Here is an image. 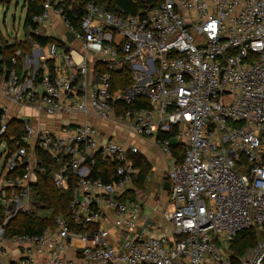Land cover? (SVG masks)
Segmentation results:
<instances>
[{"label": "built area", "instance_id": "2783aa9c", "mask_svg": "<svg viewBox=\"0 0 264 264\" xmlns=\"http://www.w3.org/2000/svg\"><path fill=\"white\" fill-rule=\"evenodd\" d=\"M61 1L27 24L50 42L0 64V245L5 220L34 209L39 173L70 202L42 232L9 236L21 257L0 261L264 264V0H130L135 13L88 2L77 24ZM119 130L171 159L162 224L131 194L139 149ZM99 161L114 164L108 179ZM250 228L256 243L233 256Z\"/></svg>", "mask_w": 264, "mask_h": 264}, {"label": "trees", "instance_id": "16d2710c", "mask_svg": "<svg viewBox=\"0 0 264 264\" xmlns=\"http://www.w3.org/2000/svg\"><path fill=\"white\" fill-rule=\"evenodd\" d=\"M45 1L46 0H25L26 17L24 26L26 31L27 24L31 17L35 13L41 11ZM88 2H94L105 9L113 11L127 9V12L135 13L137 10L130 0H63L59 5L62 6L63 9H72L69 12V16L73 19V22L77 24L80 16L84 13V9ZM31 38L39 41L42 45H46L52 39V37L47 35H33ZM31 38L26 37L24 40H14L13 43H8L4 40L0 29V55L3 56V58H0V64L5 63L6 66L10 68L12 66L11 57L15 55L16 49L21 47V51L29 50L32 43ZM129 81V74L127 75V73H124L122 82L128 83ZM10 125L11 128L9 131L14 132L19 136L23 130V124L21 121L13 119ZM11 147L13 148L14 144H11ZM172 154L177 161H181L184 157L183 146L178 142L172 143ZM40 155V166H51L53 164L52 159L43 154V152H40ZM135 161L136 164L141 163V156L137 155ZM97 167H101V172L97 174L94 170L93 174L101 175L104 179H108L115 166L108 161H99L97 162ZM147 169V166L144 165L142 171L146 173ZM34 190V209L32 211H19L10 219L7 225L5 224L8 237L15 233H40L46 227L54 224V217L56 214L66 213V209L70 202V192H62L56 188L49 170L46 173L38 174V180L34 185ZM0 209L2 213L5 210L3 207ZM258 237L259 234L254 228L245 230L242 236H237L231 244L234 254L233 256L239 257L244 255L245 251L256 243Z\"/></svg>", "mask_w": 264, "mask_h": 264}, {"label": "crops", "instance_id": "0c3cea01", "mask_svg": "<svg viewBox=\"0 0 264 264\" xmlns=\"http://www.w3.org/2000/svg\"><path fill=\"white\" fill-rule=\"evenodd\" d=\"M26 37L27 31L25 30L23 36L17 39L24 40ZM100 124L103 125L104 123L100 122ZM119 133L124 141L136 143L139 149L137 155L142 158V162L136 164L135 157L137 155H133L135 168L133 188L135 190H131V194L142 201L143 210L146 215L154 217L157 220L156 224H162L161 213L167 207L170 208L169 187L166 185V181H169L167 173L171 166V159L164 154L159 146L151 143L145 136L131 135L126 130H119ZM144 165L148 168L146 173L142 171ZM160 226L162 227V225ZM160 231H165L164 227ZM1 250H5L6 253L4 260L17 259L22 254L20 248L11 241L10 237H7L3 245H0ZM4 262L0 261V264Z\"/></svg>", "mask_w": 264, "mask_h": 264}, {"label": "rangeland", "instance_id": "374dc122", "mask_svg": "<svg viewBox=\"0 0 264 264\" xmlns=\"http://www.w3.org/2000/svg\"><path fill=\"white\" fill-rule=\"evenodd\" d=\"M26 17L25 0H0V29L3 38L8 43H13L24 34V21ZM29 47V46H28ZM21 47L16 49L19 51ZM93 58L89 59V67L93 65ZM3 160L0 159V173Z\"/></svg>", "mask_w": 264, "mask_h": 264}, {"label": "water", "instance_id": "95a60500", "mask_svg": "<svg viewBox=\"0 0 264 264\" xmlns=\"http://www.w3.org/2000/svg\"><path fill=\"white\" fill-rule=\"evenodd\" d=\"M67 35H68L69 39H72L73 36H74L72 32H67ZM87 159L90 160V157H87ZM166 185L169 187V181H166ZM9 210H12V206H9ZM12 212H13V210H12ZM13 217H14V214L12 213V214H11V215L5 220V224L7 225V224L9 223L10 219L13 218ZM5 235H7V234L5 233Z\"/></svg>", "mask_w": 264, "mask_h": 264}]
</instances>
